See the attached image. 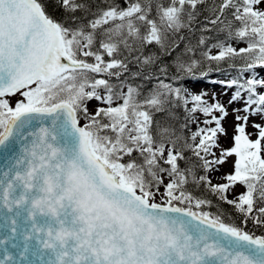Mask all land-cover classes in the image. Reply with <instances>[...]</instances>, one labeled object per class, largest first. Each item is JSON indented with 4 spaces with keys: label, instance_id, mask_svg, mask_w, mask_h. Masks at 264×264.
Listing matches in <instances>:
<instances>
[{
    "label": "snow or ice",
    "instance_id": "obj_1",
    "mask_svg": "<svg viewBox=\"0 0 264 264\" xmlns=\"http://www.w3.org/2000/svg\"><path fill=\"white\" fill-rule=\"evenodd\" d=\"M257 69L264 0H0V264H264Z\"/></svg>",
    "mask_w": 264,
    "mask_h": 264
},
{
    "label": "trees",
    "instance_id": "obj_2",
    "mask_svg": "<svg viewBox=\"0 0 264 264\" xmlns=\"http://www.w3.org/2000/svg\"><path fill=\"white\" fill-rule=\"evenodd\" d=\"M49 11H52V6H49ZM57 15H59L60 13L57 12ZM199 19H203V17H199ZM186 37L185 39V43H192L195 44L200 36V32L195 31L193 33H188V32H184L183 33ZM208 35H211L210 33ZM211 42V41H210ZM183 44H181V50L183 49ZM215 66V65H213ZM221 68L225 69V72H210L208 74L207 78H200V79H196V80H187L182 82V86L186 87L189 83H193V82H208L211 81L213 78L215 79H231L233 77H235L237 75V71L238 69H228L227 64L226 63H222L220 65ZM216 81V80H215ZM133 84H140L143 87L147 88L150 87L151 85H146L144 81L140 80V79H134L131 81ZM155 81H153L154 83ZM187 88V87H186ZM189 107H191V104L189 105ZM181 113H182V109H181ZM192 130H194L193 125L191 126ZM197 195H201L203 194L204 196H206L208 199H210L212 201V204L209 206H204L202 208L203 211H208L211 212L213 214L217 213L218 211L222 210L225 214L226 217L227 215L230 214L231 216V220L227 221V222H234L236 223L238 226L243 227L245 230L250 231V232H255L256 235H264V227H256L251 221H248L246 224L242 222V217H240L237 213H235L234 209H232L231 206L224 204L222 202H219L216 197L212 196L210 193H205L203 191V189H201L199 192L196 193ZM193 210H196L195 208Z\"/></svg>",
    "mask_w": 264,
    "mask_h": 264
},
{
    "label": "rangeland",
    "instance_id": "obj_3",
    "mask_svg": "<svg viewBox=\"0 0 264 264\" xmlns=\"http://www.w3.org/2000/svg\"><path fill=\"white\" fill-rule=\"evenodd\" d=\"M238 47H242L244 46L243 44H240V45H237ZM215 51L216 50H213V54H215ZM257 71L259 72L260 76L261 77H264V71L260 70V69H257ZM217 80H224L223 78H220V79H216ZM213 81H215V78L213 79ZM187 88L192 91L193 93H198V92H201L203 90H205L204 92H207L209 94L211 93H216L217 94V97L218 99H220V101L222 103H225L227 104V101L230 99L231 95H232V92L235 91L234 88H226L224 85H221V84H218V83H213V82H206L205 83H192V84H189L187 86ZM206 99H210V96L209 97H205ZM19 99V96H15V97H12L10 98V102L14 105L15 101ZM96 102H92V104L90 105V108L93 107V105L95 104ZM232 107H242V102H239V103H236L232 106L229 107V112L231 113V110H232ZM204 117L203 116H200V119L202 120ZM258 119V118H257ZM232 121H233V117L231 115H229L228 117V120L226 121V124L229 126L230 128V131H231V124H232ZM82 123L84 121H81ZM193 128L195 129V125H193ZM248 131L249 132H252L253 129L251 127L248 128ZM253 139H255V136L252 137ZM224 143L227 145L229 142L228 141H224ZM227 168V166H225ZM223 171V169H222ZM215 182V180H214ZM242 189H237V191H240ZM235 193H233L234 195ZM229 198L231 199L232 196L230 195ZM157 200H159V197H157Z\"/></svg>",
    "mask_w": 264,
    "mask_h": 264
},
{
    "label": "water",
    "instance_id": "obj_4",
    "mask_svg": "<svg viewBox=\"0 0 264 264\" xmlns=\"http://www.w3.org/2000/svg\"><path fill=\"white\" fill-rule=\"evenodd\" d=\"M82 123V122H81ZM0 235H2V233H0ZM19 242V241H18ZM4 246H0V250H2V248H3ZM9 250L10 251H14V250H12L11 248H9ZM16 259H20V257L19 256H16ZM29 260L30 261H34V258L33 257H31L30 255H29ZM35 264H38V262H35Z\"/></svg>",
    "mask_w": 264,
    "mask_h": 264
}]
</instances>
